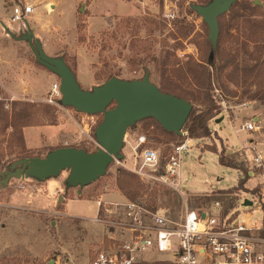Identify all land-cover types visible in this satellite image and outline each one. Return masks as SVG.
<instances>
[{"label": "rangeland", "instance_id": "374dc122", "mask_svg": "<svg viewBox=\"0 0 264 264\" xmlns=\"http://www.w3.org/2000/svg\"><path fill=\"white\" fill-rule=\"evenodd\" d=\"M257 1L259 8L254 12L240 11L234 20L229 11L219 17L221 42L216 60L227 66L221 73L213 69L210 94L222 109L213 118L223 114L231 121L218 124L234 147L212 132L208 137L190 138L182 129L184 134L174 137L151 119H144L127 129L121 157L90 183L72 185L68 171L42 179L29 174L0 181V264H47L55 257L83 264L108 242L109 234L118 233L113 224L123 218L122 208L111 206L110 214H101L109 223L96 222L97 200H129L149 210H165L173 219L183 216L194 196L215 195L224 203L232 200L240 211L246 209L242 201L261 186L264 167L254 170V177H248L241 190L230 192L238 186L242 171L221 167L217 154L209 148L225 149L226 157L234 156V162L243 163L246 170L254 149L264 148V98L254 96L257 91L264 93V0ZM195 3L199 0H75L72 12L64 18L66 28L54 30L51 22L40 45L53 53L48 56L62 57L85 90L112 77L141 79L145 72L158 87L162 74L168 72L174 83L188 88L191 78L185 74V62L188 57L204 60L208 52V27L194 10ZM19 50L25 70L0 73L9 89L6 92L0 84V173L24 158L44 157L58 147L95 151L93 134L102 114L94 115L96 125L89 128L90 137L84 135L82 112L62 105L60 99L47 102L49 90L59 78L37 62L26 43ZM235 66L238 71L231 75ZM249 120L256 122L258 130L243 129ZM26 127L37 128L27 144ZM234 128L247 144L239 147ZM140 134L146 136L148 147L161 153L155 170L140 167V153L133 149ZM186 139H194L199 150L194 147L183 155L186 180L175 188L160 176L172 146ZM205 150L209 152L198 159ZM119 170L135 177L122 178ZM119 180L124 181L122 187L117 185ZM204 190L208 191L194 192ZM219 190L225 192L219 194ZM167 200L171 203L166 204Z\"/></svg>", "mask_w": 264, "mask_h": 264}, {"label": "built area", "instance_id": "2783aa9c", "mask_svg": "<svg viewBox=\"0 0 264 264\" xmlns=\"http://www.w3.org/2000/svg\"><path fill=\"white\" fill-rule=\"evenodd\" d=\"M32 12L33 6L17 4L10 19L21 21ZM59 86V81L51 86L48 103H56L61 98ZM83 114L82 132L90 137L89 128L96 121L94 115ZM258 128L254 120L243 125L247 131ZM146 144V136L140 134L133 149L140 153L141 168L155 170L161 153ZM191 147L189 139L172 146L160 176L163 182L172 183L175 188L182 184V158L189 154ZM247 166L248 177H254V170L264 167V148L254 149ZM259 184L255 192H248L244 197L251 202L244 205L243 199L241 206L246 209L240 211L236 204L225 208L222 201L214 200L202 208L186 206L180 219L171 218L165 210H149L129 200L123 203L97 200L96 222L109 223L101 214H110L111 206L121 207L123 218L113 224L118 233L109 234L108 242L83 264H264V176ZM47 264L75 263L69 258L55 257Z\"/></svg>", "mask_w": 264, "mask_h": 264}, {"label": "water", "instance_id": "95a60500", "mask_svg": "<svg viewBox=\"0 0 264 264\" xmlns=\"http://www.w3.org/2000/svg\"><path fill=\"white\" fill-rule=\"evenodd\" d=\"M235 0H210L207 4H194V10L202 17L208 27V40L216 48L219 23L218 18L229 11ZM254 4H258L255 0ZM19 36L27 42L37 62L59 78L60 103L77 111L95 115L102 114V120L94 130L97 149L92 152L64 146L52 149L44 157H29L1 171L0 181L10 177L24 178L29 174L47 178L68 171L72 185L90 183L104 175L107 167L120 158L127 129L145 118H154L168 132L183 135V126L192 104L172 93L164 92L152 83L149 73L141 79L122 80L109 78L102 85L91 90L83 89L72 69L64 59L48 56L34 39L30 27ZM244 199V205H250Z\"/></svg>", "mask_w": 264, "mask_h": 264}, {"label": "trees", "instance_id": "16d2710c", "mask_svg": "<svg viewBox=\"0 0 264 264\" xmlns=\"http://www.w3.org/2000/svg\"><path fill=\"white\" fill-rule=\"evenodd\" d=\"M210 0H199V3L205 5ZM259 8V5L254 4L253 1L247 0H235L231 5L229 12L232 14L231 18L234 20L240 15V11H249L254 12ZM219 23V18H218ZM221 42V27L219 24V34L217 39L216 48L213 49L208 38V52L204 60L196 61L192 57H188L187 61L184 64L185 74H188L191 78L190 87L183 88L174 83L172 77L165 72L162 74V81L160 83V90L168 93H172L176 96L182 97L189 101L192 104V110L184 123L183 129L187 132V136L190 138H203L208 137L211 134V129L208 125V121L213 117L221 113L222 109L220 105L215 101V99L210 94L213 89V69L216 72L221 73L226 68V63H220L216 60V58L220 54L219 44ZM168 56L165 57L167 59ZM221 61V60H220ZM218 62V63H217ZM253 70V69H252ZM238 71V67L235 66L232 68L231 75L236 74ZM167 73V74H166ZM254 96H258L259 98H264V93L257 91ZM151 119L156 126H158L162 132L168 135H172L174 137H178L173 132L165 131L160 124L154 118H145ZM144 120V119H143ZM210 151L217 154L218 163L221 166L238 169L242 171L241 178L238 181L237 187H232L230 192H234V189H240L243 187L244 182L248 179L247 170L242 168L243 163L234 162V156L230 159L226 157V151L222 148L220 152L216 151V148H209ZM120 176L122 178L132 179L135 176L131 173H127L125 171H120ZM124 181L119 180L118 186L122 187ZM225 190H219L217 193H224ZM234 194V193H233ZM234 196V195H233ZM214 200H220L224 203V200L219 197H215V195H204V196H194L189 201L190 209H197L207 206L210 202ZM170 200L166 201V204H170ZM226 203V204H225ZM224 203L225 208L232 207L233 201H226Z\"/></svg>", "mask_w": 264, "mask_h": 264}, {"label": "crops", "instance_id": "0c3cea01", "mask_svg": "<svg viewBox=\"0 0 264 264\" xmlns=\"http://www.w3.org/2000/svg\"><path fill=\"white\" fill-rule=\"evenodd\" d=\"M8 3L10 4L8 5ZM17 4L31 5L33 6V12L25 15L23 20L13 22L11 21L10 17L12 15L13 7ZM74 5H75V0H0V73L4 71L17 73L19 70L24 71L25 67L27 66L25 60L20 57L21 54L19 53L21 51L19 50V48H21L22 44L26 43V45H28L26 41L19 39V36L26 32V27L24 26V24L25 25L28 24V26L33 32L34 39L39 40L40 43L42 44V41L46 36V33H48L47 30H50V28L46 29V26L48 24L51 25L52 22L53 26L52 25L51 26L54 30L57 29L63 30L66 28L65 26L66 21L64 18L67 16L69 12H72ZM45 53L48 55L50 54V56L51 54H53L49 52H45ZM0 84L2 88H4L6 92H8L9 89L7 90L6 86L2 82L1 77H0ZM222 122H225L226 124L227 123L231 124L230 119L226 115L221 114L220 116L209 120L208 125L210 129L212 128L211 132L213 134L216 133L220 138L225 139L228 146L233 148L234 146L228 143L227 139L225 138V135H223L222 133V128L218 124V123L221 124ZM33 130H37V128L31 129L26 127L23 129V134L26 140V144L28 141V137L30 136ZM234 131L239 137V143H240L239 147L247 144L246 140L244 139V135L243 134L241 135L238 129L234 128ZM189 140L190 143L192 144L191 149L197 147L195 146V143L193 145L194 139H189ZM191 149L189 151V154L191 153ZM197 149L199 150L198 147ZM204 152H209V151L207 150L200 151L198 159L202 157V154ZM221 167H225V166H221ZM180 180L181 182L186 180V177H183L182 166L180 170ZM205 191L208 190L194 191V192H205Z\"/></svg>", "mask_w": 264, "mask_h": 264}]
</instances>
